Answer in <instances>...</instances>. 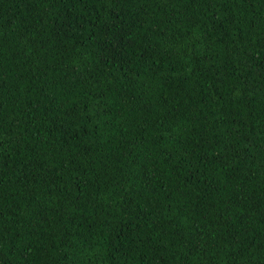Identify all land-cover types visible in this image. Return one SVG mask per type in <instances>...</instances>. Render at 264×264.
<instances>
[{"label": "trees", "instance_id": "trees-1", "mask_svg": "<svg viewBox=\"0 0 264 264\" xmlns=\"http://www.w3.org/2000/svg\"><path fill=\"white\" fill-rule=\"evenodd\" d=\"M0 264H264V0H0Z\"/></svg>", "mask_w": 264, "mask_h": 264}]
</instances>
